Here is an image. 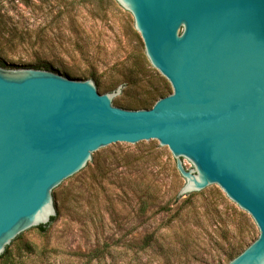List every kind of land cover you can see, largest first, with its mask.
Returning a JSON list of instances; mask_svg holds the SVG:
<instances>
[{"label":"water","instance_id":"obj_1","mask_svg":"<svg viewBox=\"0 0 264 264\" xmlns=\"http://www.w3.org/2000/svg\"><path fill=\"white\" fill-rule=\"evenodd\" d=\"M117 1L173 92L127 109L122 85L0 65V256L57 215V192L95 156L160 143L186 180L178 198L222 189L257 224L228 264H264V0Z\"/></svg>","mask_w":264,"mask_h":264},{"label":"rangeland","instance_id":"obj_2","mask_svg":"<svg viewBox=\"0 0 264 264\" xmlns=\"http://www.w3.org/2000/svg\"><path fill=\"white\" fill-rule=\"evenodd\" d=\"M0 30L5 33L0 38L4 68L49 62L52 71L93 79L102 93L122 85L115 102L172 88L149 61L134 15L117 0H0ZM12 32L17 38L7 42ZM122 149H153L155 158L129 168L116 158ZM95 159L83 177L57 192L60 217L48 231H34L22 238L20 249L15 246L14 258L21 264H228L230 246H236L235 255L259 236L252 216L222 189L177 200L186 180L165 145H122ZM206 199L227 219L229 232L221 233L220 223L194 227L202 240L185 248L176 233L183 221L192 227L193 219L184 215L194 207L200 210ZM242 236L246 244L239 247Z\"/></svg>","mask_w":264,"mask_h":264},{"label":"trees","instance_id":"obj_3","mask_svg":"<svg viewBox=\"0 0 264 264\" xmlns=\"http://www.w3.org/2000/svg\"><path fill=\"white\" fill-rule=\"evenodd\" d=\"M11 34V35H10ZM9 36L7 37V42L10 41H15L17 38V33L12 32L10 33ZM5 36V33L0 30V38H3ZM1 53V52H0ZM29 68H36V69H46V70H54L53 66L49 62H43V61H38L36 63L30 64L28 66ZM93 76V75H92ZM118 87L115 86L113 87V90H115ZM172 93V88L169 86H163L156 88L155 90H152L146 94L144 98L140 99H130V100H118V104H120L122 107L127 108V109H150L154 106L156 101L164 96H167ZM116 158L119 160V163H122L124 161L125 166H128L129 168H138L140 161L143 159L145 160H152L155 158V150L153 149H148L145 151H132V150H119L118 153H116ZM153 155V156H152ZM148 156V157H146ZM94 157V155H93ZM117 159H114L117 161ZM108 169V168H107ZM109 170V169H108ZM122 174V173H120ZM120 176V175H119ZM125 178V176H120ZM94 189L93 184H89L86 191L87 195H91L92 190ZM201 192V191H200ZM200 192H193L190 195V197H193L195 195L200 194ZM78 197L74 196L73 201L75 203H78ZM176 199L179 200L181 198H178V194L176 195ZM215 202L209 199H206L203 203V206L200 210H197L196 207H194L192 210L187 211V213L184 215V217H191L193 221H191L192 227H190L189 223L183 221L182 224V229L180 230L181 233H176L177 238L179 239V243H182L183 246L186 248L187 246H192L194 243L199 242V238L202 240V233L198 230H196L194 227H198L201 230L205 228V226L209 225H217L218 223L223 224L221 227V233H227L229 232L226 226L227 224V219L223 218L219 210L215 207ZM60 217V211L57 209V215L51 218V221L44 225H39L36 227H33L31 229H36L40 233L44 234L48 231L50 225L56 221ZM183 217V218H184ZM184 223L186 224V227L183 229ZM220 227H218L219 230ZM217 230V231H218ZM23 233L20 234L16 239L12 241V243H16V249H20V243L22 240ZM11 243V244H12ZM246 244V239L244 236H242L239 239L238 246H242ZM250 245V244H249ZM248 245V246H249ZM25 248L29 249L30 252L33 251V247L31 244L26 243ZM236 251V246H230V249L225 253L226 255H229V262L236 257L238 254H240L242 251H238L235 255H232ZM80 255H91L89 254H80ZM96 257V256H94ZM228 262V263H229ZM0 264H21L20 261L16 260L14 258V250L10 248V245L7 246V249L3 255L0 256Z\"/></svg>","mask_w":264,"mask_h":264}]
</instances>
